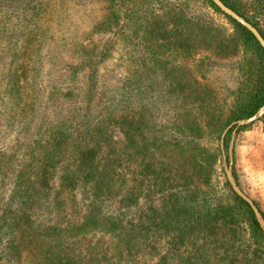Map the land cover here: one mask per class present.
Listing matches in <instances>:
<instances>
[{
    "label": "trees",
    "instance_id": "1",
    "mask_svg": "<svg viewBox=\"0 0 264 264\" xmlns=\"http://www.w3.org/2000/svg\"><path fill=\"white\" fill-rule=\"evenodd\" d=\"M16 1L27 5L26 1L30 0ZM203 1L222 12L212 0ZM221 1L256 27L264 38V29L244 12L238 0ZM8 6L11 10H6L4 15L9 24L0 22V33L10 30V15L17 5ZM225 17L235 32L214 34L208 29L209 39L204 46L222 56L235 53L238 46L241 49L238 87L225 119H217L223 120L219 134L223 148L230 141L236 121L254 115L264 105V48L250 30L230 16L225 14ZM195 18L191 15L189 20L199 26ZM107 25L103 21L99 26ZM172 28L163 30L176 32V27ZM186 42L180 49L183 54L192 55L198 44ZM173 43L177 46L181 41ZM28 45L24 41L14 49L8 70L7 76L18 88L22 87L18 77L25 78L35 65L24 53ZM85 47H81L84 64L80 67L87 70V82L82 113L69 124L72 130L59 122L46 134L25 141L16 138L12 147L0 146V264H72L74 259L66 255L63 257L68 259H58L61 254L54 251L51 241L57 247L60 234L72 235L80 229L102 227H107L116 237V246H119L116 254L133 262H140L137 259L140 243L144 248L153 249L156 240L162 239L185 250L190 244L213 246L232 236L235 242L231 246L237 249L230 250L227 256L244 255L254 259H224L227 261L224 264H239L240 260L243 264H264V233L250 205L232 190L224 170L221 189L217 190L216 183L210 180L215 169L205 164L208 158L214 162L221 150L210 152L200 144L198 135L211 119L210 127L216 122L214 113L211 118L214 108L210 103L203 96L194 95L196 100L191 102L187 113L191 116L194 110L192 120L182 117L184 121L175 126L184 137L185 147L191 148L187 160L194 162L199 176H206L204 181L192 179L186 170L173 171V165L167 161L154 160V148L168 141L149 133L138 137L136 115L141 76L137 68L128 69L126 76L119 79L124 81L122 84L109 86L97 77L101 63L108 56L106 48L101 46L95 51ZM178 50V47L173 49L175 55ZM128 60L137 62L132 55ZM157 61L154 54L149 57L146 77L152 76ZM100 82L106 87L104 92L98 89ZM146 88H152L151 81ZM34 98L29 96L23 107L28 106L31 113L37 105ZM257 120L264 128V113ZM250 125H239L236 130H245ZM231 172L241 188L233 167ZM24 190H30L27 196ZM258 209L264 219L263 211ZM245 226L249 238L241 232ZM151 260L147 259L148 263Z\"/></svg>",
    "mask_w": 264,
    "mask_h": 264
},
{
    "label": "rangeland",
    "instance_id": "2",
    "mask_svg": "<svg viewBox=\"0 0 264 264\" xmlns=\"http://www.w3.org/2000/svg\"><path fill=\"white\" fill-rule=\"evenodd\" d=\"M238 1L244 12L260 29H264V3L261 0ZM26 3L0 0V22L4 20L7 25L9 21L4 12L11 8L8 5H17L15 12L9 14L12 19L10 30L0 33V146L12 147L16 138L25 141L46 134L59 122L72 130L69 124L82 113L83 89L87 82V70L80 67L84 64L81 47L98 51L96 49L104 46L108 56L97 71L98 79L105 80L103 83L109 86H118L124 82L119 79L125 77L131 67H136L141 76L137 135L140 138L149 133L161 141H168L154 148V160L167 161L176 172L186 170L192 174V179L206 178L197 174L199 170L192 160H187L191 148L185 147L183 135L175 128L184 121L182 117L192 120L194 110L191 116L187 113L191 102L196 100L194 95L203 96L214 108L211 118L214 113L216 122L210 127L211 119L208 126L199 130L200 144L210 152L221 150L214 162L208 158L205 164L215 169L210 180L216 183L217 190L221 189V171L229 164L235 170L241 189L264 213V145L261 148L262 138L254 135L263 127L262 122L253 121L241 131L234 127L226 148L222 147L219 139L223 120L217 119H225L232 103L240 81L237 64L241 57L239 46L235 53L226 56L204 48L205 41L209 39L208 29L214 34L216 31L225 34L235 32L224 13L203 0H30ZM191 15L196 17L193 20L201 28L191 23ZM103 21L108 25L102 28L99 25ZM172 27H176V32L163 30ZM24 41L29 43L24 53L35 61V65L25 78L18 77L22 86L18 88L7 75L14 49ZM173 41H181V44L176 46ZM186 41L190 45L193 41L198 44L192 55L183 54L180 49ZM176 47L179 48L177 55L173 51ZM153 54L158 59L155 71L151 77H146L148 60ZM130 55L135 56L137 62L129 61ZM203 55L209 57L202 59ZM148 81L152 84L150 90L146 88ZM101 84L98 89L104 92L106 87ZM29 96L35 97L37 102L34 113L28 106L23 108ZM250 129H255L252 136ZM252 139L255 148L249 143ZM253 155L255 159L250 157ZM29 192L23 191L26 196ZM241 232L249 238L247 226ZM56 240L57 247L55 241L52 240L51 244L54 251L61 254L58 259H74L72 264H224L227 263L224 259H254L244 255L236 258L227 256L230 250L236 252L237 249L231 246L235 242L232 236L213 246L190 244L185 250L178 245H168L162 239L156 240L153 249L144 248L140 243L141 251L137 255L140 262L116 254L119 246H116V237L107 227L80 229L72 235L60 234ZM147 259L152 260L148 263L150 260ZM243 263L240 260L239 264Z\"/></svg>",
    "mask_w": 264,
    "mask_h": 264
},
{
    "label": "water",
    "instance_id": "3",
    "mask_svg": "<svg viewBox=\"0 0 264 264\" xmlns=\"http://www.w3.org/2000/svg\"><path fill=\"white\" fill-rule=\"evenodd\" d=\"M212 1L215 3L216 6L219 7V9L223 13L230 16L231 18H233L234 20H236L237 22L242 24L244 27H246L248 30H250L253 33V35L256 37V39L259 41L260 45L264 48V38L262 37L260 32L256 29V27H254L250 22L245 20L238 13H236L233 9H231L226 4H224L221 0H212ZM263 113H264V105L254 115H252L246 119H240V120L236 121L235 128H237L239 125H245V124L252 123L253 121H256L259 117L262 116ZM224 171H225L226 178H227L232 190L250 205V207H251L252 211L254 212V215H255L257 221L259 222L260 227L262 228L263 233H264V219H263L258 207L254 203V201L238 186L237 182L235 181V179L231 173V168L229 167V164L225 165Z\"/></svg>",
    "mask_w": 264,
    "mask_h": 264
},
{
    "label": "crops",
    "instance_id": "4",
    "mask_svg": "<svg viewBox=\"0 0 264 264\" xmlns=\"http://www.w3.org/2000/svg\"><path fill=\"white\" fill-rule=\"evenodd\" d=\"M260 128V127H259ZM255 129H250L249 131H252V133H250V135L252 136V134H254V131ZM249 135V136H250ZM255 135V137L257 136V137H261L262 139H261V141H260V143H261V148H262V146L264 145V128L263 127H261L260 128V131L259 132H257V133H255L254 134ZM253 139L252 140H249V143H250V145L252 146L253 145ZM252 148H255L254 146H252ZM263 151H264V148L262 149ZM250 157H252V159H255V156L253 155V156H250ZM263 176H264V173H263Z\"/></svg>",
    "mask_w": 264,
    "mask_h": 264
}]
</instances>
